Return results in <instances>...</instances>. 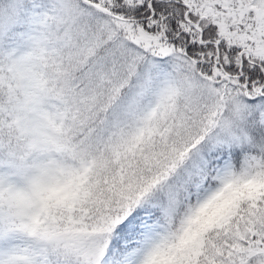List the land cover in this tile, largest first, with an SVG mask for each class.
I'll return each mask as SVG.
<instances>
[{
  "label": "snow or ice",
  "instance_id": "6c2138e0",
  "mask_svg": "<svg viewBox=\"0 0 264 264\" xmlns=\"http://www.w3.org/2000/svg\"><path fill=\"white\" fill-rule=\"evenodd\" d=\"M0 264H264V0H0Z\"/></svg>",
  "mask_w": 264,
  "mask_h": 264
}]
</instances>
